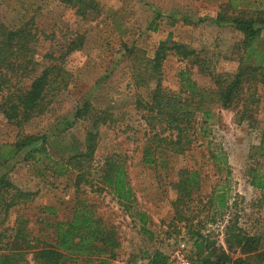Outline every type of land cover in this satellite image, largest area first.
<instances>
[{"label": "rangeland", "instance_id": "obj_1", "mask_svg": "<svg viewBox=\"0 0 264 264\" xmlns=\"http://www.w3.org/2000/svg\"><path fill=\"white\" fill-rule=\"evenodd\" d=\"M95 1L99 14L82 20L62 1L0 0V21L4 25L14 29L29 24L32 28L35 58L40 66L61 62L57 58L69 42L76 35L85 38L81 50L63 59L67 86L48 97L51 102L42 115L22 129L0 116V152L22 133L45 135L48 141L56 139L66 148L74 144L83 149L89 124L75 119V109L89 101L95 109L111 115L110 122L97 130L91 181L94 188H101L96 172L105 159L120 157L135 196L132 209L125 210L108 192H95L87 185L81 187V192L75 191V172H63L53 164L65 159L66 154L55 147L47 149L48 158L40 154L30 156V151L39 147L35 144L6 162L0 160V178L5 176L19 189L36 193L32 202L6 214L0 211V233L12 240L22 222L31 246L26 251L25 264H35L31 252L53 244L54 223L69 220L75 202L83 200L118 239L116 257L109 264H147L155 252L165 256L169 264L196 261L191 229L174 221L171 206L176 195L170 183L176 180L178 170L187 169L197 171L201 177V188L192 208L194 224L201 221L196 226L203 236L225 249L223 227L232 219L236 220V228L247 236L260 237L264 243V198L250 185V170L264 166L263 158H250L258 147L264 124V88L257 90L258 103L251 124L240 121L238 109L222 110L210 102L215 90L210 75L169 55L161 67L163 89L184 97L185 81H190L200 95L210 96L203 98L202 107L210 112V118L197 115L189 148L182 155L169 156L170 170L165 171L142 162L146 128L136 100L148 101L154 85L136 88L134 77L153 57L158 44L169 37L204 57L213 75L233 74L238 66L235 49L241 34L232 25L218 23L216 19L219 15L237 16L239 12H258L264 17V0ZM257 46L264 49V31ZM126 48H131L135 55L128 57ZM212 154L225 155L227 167L218 169L211 160ZM227 171L230 176H226ZM225 185L228 188H220ZM221 190L227 194L228 209L223 217L212 222L207 217L206 202L213 191ZM45 208L53 209V215ZM137 213L147 217L144 227ZM258 252H264V245H260ZM231 257L240 255L235 253Z\"/></svg>", "mask_w": 264, "mask_h": 264}, {"label": "trees", "instance_id": "obj_2", "mask_svg": "<svg viewBox=\"0 0 264 264\" xmlns=\"http://www.w3.org/2000/svg\"><path fill=\"white\" fill-rule=\"evenodd\" d=\"M69 6L82 20H89L100 12L95 0H57ZM248 14V15H247ZM239 12L237 16L219 15L218 23H228L241 34L235 55L238 66L233 74L213 75L209 71L208 62L204 57L188 46L173 42L170 37L161 41L151 59L146 60L135 73V87L153 84L148 101L136 100V109L141 113L145 123V142L142 149V162L158 170L168 171L169 156L182 155L190 146L191 131L197 123V115L201 114L206 120L210 112L203 107V98L194 84L184 80L187 89L180 93H168L161 85V67L169 55L187 61L196 66L200 72L207 73L213 78V90L210 102L222 110L238 109L240 121L252 122L254 107L258 103L257 90L264 88V49L257 46L264 31V17L261 13ZM84 36L76 35L57 58L59 63L40 66L35 58L33 43L35 35L29 24L11 29L0 21V116L9 124L22 129L42 115L51 100L48 97L67 86L63 59L82 49ZM128 57L134 54L131 48H126ZM195 96L198 100H195ZM50 98V97H49ZM240 108V109H239ZM76 120L86 121L89 131H86L83 149L71 144L69 148L58 144L57 140L48 141L45 135L36 136L18 134L14 143L2 147L0 160L8 161L26 148L38 144L29 155H44L48 158V148L66 154L60 162H53L59 170L75 172V191L81 192L82 186H89L95 192H108L125 210H131L135 200L134 192L127 183L125 167L118 156H112L103 162L97 173L101 188L95 187L91 181L92 164L97 147V130L101 125H107L111 115L92 107L89 101H84L77 107ZM254 121V120H253ZM202 133L203 130L198 128ZM264 159V124L260 131L258 147L250 158ZM211 160L218 169L227 167V157L212 154ZM59 172V175L64 174ZM176 180L170 183L176 198L171 206L176 223H183L191 229V238L195 248L196 264H258L264 263V252H258L260 237H250L236 228V220H228L224 225V246L215 245L209 238L201 234V221H197L192 208L194 197L199 191L201 177L197 171L181 169L175 174ZM226 176H230L227 171ZM250 185L257 189L264 198V166L261 170H250ZM220 188H228L221 186ZM35 192H29L14 186L5 176L0 178V211L5 214L19 206L34 200ZM210 221L224 216L228 209V198L225 191H213L208 201ZM48 213H54L51 208H45ZM142 227L147 222L144 214L137 213ZM54 242L31 252L35 264H109L116 257L115 250L119 247L118 239L113 230L108 228L101 218L97 217L94 209L83 200L75 202L69 220L58 221L53 225ZM12 240L0 233V264H25L26 251L31 249L28 233L20 222ZM238 253L240 257L232 258L231 254ZM147 264H169L167 258L155 252Z\"/></svg>", "mask_w": 264, "mask_h": 264}, {"label": "built area", "instance_id": "obj_3", "mask_svg": "<svg viewBox=\"0 0 264 264\" xmlns=\"http://www.w3.org/2000/svg\"><path fill=\"white\" fill-rule=\"evenodd\" d=\"M182 264H196V263H194V262H192V261H185V262H183Z\"/></svg>", "mask_w": 264, "mask_h": 264}]
</instances>
